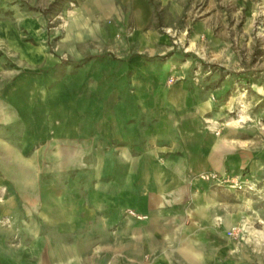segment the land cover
I'll use <instances>...</instances> for the list:
<instances>
[{
	"label": "crops",
	"instance_id": "0c3cea01",
	"mask_svg": "<svg viewBox=\"0 0 264 264\" xmlns=\"http://www.w3.org/2000/svg\"><path fill=\"white\" fill-rule=\"evenodd\" d=\"M2 8L0 44L14 64L0 56V219L32 238L0 241V264L224 257L225 189L199 174L237 172L247 151L201 83L162 58L164 45L85 60L73 73L64 65L57 78L54 55L24 42ZM38 22L19 17L36 40Z\"/></svg>",
	"mask_w": 264,
	"mask_h": 264
},
{
	"label": "rangeland",
	"instance_id": "374dc122",
	"mask_svg": "<svg viewBox=\"0 0 264 264\" xmlns=\"http://www.w3.org/2000/svg\"><path fill=\"white\" fill-rule=\"evenodd\" d=\"M2 6L24 42L54 55L57 78L64 65L73 73L85 60L164 45L162 58L172 54L184 76L201 83L225 131L247 151L244 168L225 171L242 188L211 182L225 189V230L217 237L225 239V256L192 263L176 252L170 264H264V0H2ZM25 16L38 19L43 34L37 40L19 25ZM150 34L164 40L144 41ZM6 53L0 44V56L11 66L14 56ZM177 77L176 71L168 81ZM10 218L0 219V241L30 240L31 233L16 230Z\"/></svg>",
	"mask_w": 264,
	"mask_h": 264
},
{
	"label": "built area",
	"instance_id": "2783aa9c",
	"mask_svg": "<svg viewBox=\"0 0 264 264\" xmlns=\"http://www.w3.org/2000/svg\"><path fill=\"white\" fill-rule=\"evenodd\" d=\"M199 177L202 178L205 181H210L217 185H224L228 184L230 187L234 188H242V181L240 179H237V177L234 176H225L224 174H220L214 171L210 172H203L199 174ZM235 228H232L230 233L233 232Z\"/></svg>",
	"mask_w": 264,
	"mask_h": 264
}]
</instances>
